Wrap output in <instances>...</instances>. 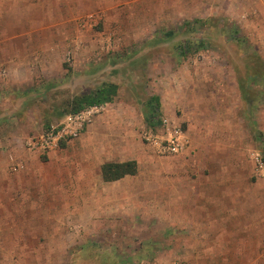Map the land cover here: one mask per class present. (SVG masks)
<instances>
[{
  "label": "rangeland",
  "instance_id": "374dc122",
  "mask_svg": "<svg viewBox=\"0 0 264 264\" xmlns=\"http://www.w3.org/2000/svg\"><path fill=\"white\" fill-rule=\"evenodd\" d=\"M40 1L0 3V32L7 37L1 57L22 59L34 69L33 77L35 65L45 62L55 76L30 99L18 130L40 132L69 111L74 96L106 82L118 86L110 108L129 110L137 133L151 111L160 117L166 109L175 120L182 107L191 115L199 112L208 130L213 115L208 107L218 101L233 113L246 108L249 125L264 126V0ZM239 125L235 120L230 127L238 131ZM260 127L252 128L257 140L263 139ZM142 144L140 173L147 167L145 154L162 156ZM193 154L162 157L174 166ZM39 156L38 164L53 171L46 156ZM139 191L121 197L126 203L113 211L83 212L79 196L61 197L67 200L64 210L58 204L56 211L35 212L40 231H25L23 243L0 244V264H264V242L196 240L230 232L264 239V204L257 214L262 217L249 220L255 227H186L177 225L175 212L159 205L148 210ZM15 232L0 228V239L11 241ZM207 251L210 259L199 258Z\"/></svg>",
  "mask_w": 264,
  "mask_h": 264
},
{
  "label": "crops",
  "instance_id": "0c3cea01",
  "mask_svg": "<svg viewBox=\"0 0 264 264\" xmlns=\"http://www.w3.org/2000/svg\"><path fill=\"white\" fill-rule=\"evenodd\" d=\"M45 1L48 3L50 0L40 2ZM2 2L33 4L35 0H0ZM51 2L55 3L56 0ZM5 36L2 30L0 228H14L18 232L11 241L0 239V244L23 243L21 237L25 231H40V221L35 217V212L56 211L58 204L59 211L64 210L67 200L61 197L79 196L81 205L78 209L83 212L113 211L126 203L120 200L121 197H133L139 190H142L144 205L149 206L148 210H151V205H159L161 211L177 213L175 222L178 226L212 229L255 227L249 224V220L262 217V214H257L264 204V178L254 175L252 154L260 149L264 153V126L257 127L255 123L249 125L246 108L237 114L229 107L226 110L219 101L213 102L208 107L213 113L208 130H204L205 122L198 115L199 112L191 115L186 110L184 112L182 107L180 119L173 120L171 114L162 108L160 117L167 118L173 124H179L178 120L185 123L189 145L180 154L188 155L193 151V157L182 158L172 166L173 161L162 157L166 155L145 154L143 158L147 167L145 172L140 173V149H146L143 148L139 132L145 125L137 133L135 117L130 118L129 110L123 114L124 110L110 108L113 104L107 102L106 109L88 123L78 137L42 155L47 158L46 167L54 169L46 171L38 164L40 154L29 151L24 145L29 136L27 129L20 131L17 127L20 124L23 126V111L30 107V99L40 94L46 85L54 83L55 76L49 72L45 62L35 65L34 78V69L22 59L12 62L5 56L1 57V53L7 51ZM49 49L46 47L43 50ZM235 120L243 123V127H235L238 131L230 127ZM244 127L249 129L245 130ZM253 127L261 128L259 131L263 139L253 138ZM240 130L241 133L247 132L248 137L242 139ZM126 162L133 163V172L104 180V164ZM58 198L61 199L59 203L56 202ZM88 205L95 207L88 208ZM230 233L201 235L196 240L205 244L264 242L262 237ZM198 256L208 258L211 255L207 251L204 256L202 252Z\"/></svg>",
  "mask_w": 264,
  "mask_h": 264
},
{
  "label": "built area",
  "instance_id": "2783aa9c",
  "mask_svg": "<svg viewBox=\"0 0 264 264\" xmlns=\"http://www.w3.org/2000/svg\"><path fill=\"white\" fill-rule=\"evenodd\" d=\"M107 102L94 103L82 109L65 114L59 121L38 133L29 135L25 147L40 155L59 149L70 139L76 138L85 126L101 114ZM141 140L160 155H177L186 151L189 145L185 130L180 124H173L165 117H158L154 126L145 125L139 132ZM253 173L264 178V153L260 150L252 154Z\"/></svg>",
  "mask_w": 264,
  "mask_h": 264
},
{
  "label": "trees",
  "instance_id": "16d2710c",
  "mask_svg": "<svg viewBox=\"0 0 264 264\" xmlns=\"http://www.w3.org/2000/svg\"><path fill=\"white\" fill-rule=\"evenodd\" d=\"M182 47V46H181ZM184 53L183 50H181ZM118 93V86L113 82H106L93 88L90 92H82L76 96H74L70 103V109L68 112L61 114L59 117H63L67 113L76 112L82 109L84 106L94 103H103V102H112ZM155 103L156 98H153ZM152 108L156 109V106ZM146 124L149 126H154L158 122V115L156 112L151 111L146 116ZM128 165L131 166L133 163H108L102 166V172L104 180H111L113 178H118L125 173L133 172V167L131 169L128 168ZM110 171V173H108ZM112 173V174H111Z\"/></svg>",
  "mask_w": 264,
  "mask_h": 264
}]
</instances>
